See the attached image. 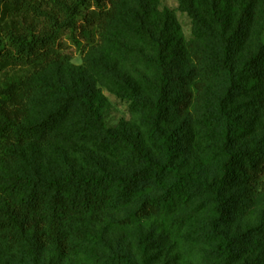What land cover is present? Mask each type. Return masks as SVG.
I'll list each match as a JSON object with an SVG mask.
<instances>
[{"label": "trees", "instance_id": "trees-1", "mask_svg": "<svg viewBox=\"0 0 264 264\" xmlns=\"http://www.w3.org/2000/svg\"><path fill=\"white\" fill-rule=\"evenodd\" d=\"M156 4L0 0V239L22 263L45 249L68 255L92 224L173 216L194 227L212 264H264V0H178L188 40ZM65 33L77 46L84 38L138 126L106 123L85 71L80 82L45 81L54 68L74 74ZM128 36L144 43L134 49L146 69L139 78L106 56L111 45L129 49ZM63 135L79 144V167L41 169L37 151ZM138 246L141 261L116 246L102 264H147L145 238Z\"/></svg>", "mask_w": 264, "mask_h": 264}, {"label": "rangeland", "instance_id": "rangeland-1", "mask_svg": "<svg viewBox=\"0 0 264 264\" xmlns=\"http://www.w3.org/2000/svg\"><path fill=\"white\" fill-rule=\"evenodd\" d=\"M178 0H157L156 7L159 12L170 11L178 26L180 35L188 40L191 37V21L186 13L178 8ZM264 10V8H263ZM68 33L62 36L61 52L70 58V63L75 67L74 74L66 68L51 69L45 73V81L58 83L77 80V72L85 71L91 81L89 101L101 113L109 126L119 124L138 126L140 116L134 111L128 99L123 98L122 89L89 62L91 51L89 45L85 44L82 37L80 46L74 44ZM264 41V30L262 33ZM129 43V49H124L120 44L107 47V58L114 62L118 69L139 78L146 69L140 62L139 55L134 49L144 46L133 36L125 38ZM135 46V48H134ZM88 60V62H87ZM57 94L52 93L45 96V100L39 103V109L49 106L51 100H56ZM44 111V110H41ZM70 136L63 135L60 142L54 148H43L37 151L38 163L41 169L55 171L56 169L79 167L80 158L76 149L78 145L72 146L68 141ZM198 160H193V162ZM173 216L167 218L148 219L142 221L141 226L137 224L128 226L110 225L101 230V225L89 227L90 235L87 236L79 246H76L68 255L60 257L52 249H45L36 262H21L18 249L12 244L0 239V263L4 264H102L107 253L116 246L129 250L131 255L141 261L139 243L145 238L147 264H212L207 245L198 237L192 225L177 227L173 222ZM90 225V224H89ZM154 227L153 229L151 228ZM17 261V262H16ZM252 259H243L241 264H254Z\"/></svg>", "mask_w": 264, "mask_h": 264}]
</instances>
